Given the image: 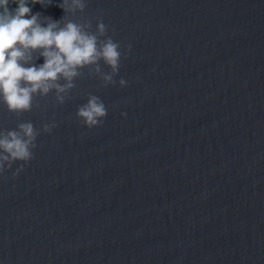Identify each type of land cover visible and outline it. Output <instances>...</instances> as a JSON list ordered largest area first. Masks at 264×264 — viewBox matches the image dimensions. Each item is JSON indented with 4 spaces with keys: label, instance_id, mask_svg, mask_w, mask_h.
I'll use <instances>...</instances> for the list:
<instances>
[{
    "label": "water",
    "instance_id": "obj_1",
    "mask_svg": "<svg viewBox=\"0 0 264 264\" xmlns=\"http://www.w3.org/2000/svg\"><path fill=\"white\" fill-rule=\"evenodd\" d=\"M60 2L32 11L59 20ZM81 15L127 58L115 86L78 79L63 105L0 104V129L57 125L0 175V264H264V0H87ZM89 93L107 108L92 128L76 116Z\"/></svg>",
    "mask_w": 264,
    "mask_h": 264
},
{
    "label": "clouds",
    "instance_id": "obj_2",
    "mask_svg": "<svg viewBox=\"0 0 264 264\" xmlns=\"http://www.w3.org/2000/svg\"><path fill=\"white\" fill-rule=\"evenodd\" d=\"M35 4L47 7L52 0H0V104L18 118L39 108L37 100L53 93L56 104L63 105L78 79L91 76L102 87L115 86L121 58H127L121 43L108 34L102 16L75 19L77 13L85 12L87 0H61L57 6L64 15L59 20L33 13ZM40 58L43 63L37 64ZM119 85L126 86V81L121 78ZM76 116L86 127H97L103 124L107 108L100 97L89 93ZM56 126L51 122L37 129L25 121L11 130L0 129V175L18 161L22 164L13 177L22 171L34 159L38 136L51 134Z\"/></svg>",
    "mask_w": 264,
    "mask_h": 264
}]
</instances>
